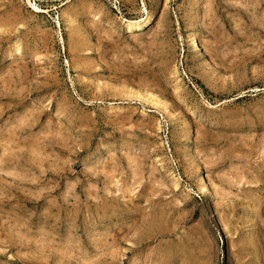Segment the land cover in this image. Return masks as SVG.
<instances>
[{
    "label": "rangeland",
    "instance_id": "374dc122",
    "mask_svg": "<svg viewBox=\"0 0 264 264\" xmlns=\"http://www.w3.org/2000/svg\"><path fill=\"white\" fill-rule=\"evenodd\" d=\"M0 264H264V0H0Z\"/></svg>",
    "mask_w": 264,
    "mask_h": 264
},
{
    "label": "bare ground",
    "instance_id": "6f19581e",
    "mask_svg": "<svg viewBox=\"0 0 264 264\" xmlns=\"http://www.w3.org/2000/svg\"><path fill=\"white\" fill-rule=\"evenodd\" d=\"M132 22H133V21H132ZM139 22H140V21H139ZM127 23H128V22H127ZM135 24H136V23H135ZM133 25H134V24H133ZM143 25L145 26V24H143ZM143 25H142V26H143ZM138 26H139V25L136 24L135 29L138 30V28H139ZM132 27H133V26H132ZM133 32H134V31H133ZM193 39H194V38H193ZM196 39H197V38H196ZM192 41H193V40H192ZM197 41H198V40H197ZM197 43H198V42H197ZM194 46L197 47V44H194ZM195 50H196V49H195ZM149 102H150V101H149ZM155 105H156V103H155ZM203 181H204V180H203ZM203 185H204V184H203ZM203 185H202V186H203ZM204 187H205V186H204ZM202 189H203V188H202ZM205 190H206V189H205ZM218 225H219V224H218ZM219 226H220V225H219Z\"/></svg>",
    "mask_w": 264,
    "mask_h": 264
}]
</instances>
